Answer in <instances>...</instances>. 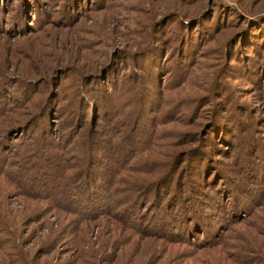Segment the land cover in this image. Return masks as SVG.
Returning <instances> with one entry per match:
<instances>
[{"label":"rangeland","instance_id":"1","mask_svg":"<svg viewBox=\"0 0 264 264\" xmlns=\"http://www.w3.org/2000/svg\"><path fill=\"white\" fill-rule=\"evenodd\" d=\"M0 264H264V0H0Z\"/></svg>","mask_w":264,"mask_h":264},{"label":"trees","instance_id":"2","mask_svg":"<svg viewBox=\"0 0 264 264\" xmlns=\"http://www.w3.org/2000/svg\"><path fill=\"white\" fill-rule=\"evenodd\" d=\"M24 23H26V21H24ZM58 161H60V160H58ZM59 163L60 164L54 162V166L57 168L56 171L58 169L61 170V169L65 168V166L62 165L61 162H59ZM45 176H46V173H45ZM162 178L163 177H161V182L164 180V178L163 179ZM165 183H166V181H165ZM165 183L163 184V186H161L158 181H155L152 184H149L147 186L142 187L144 189L140 190L141 191L140 194L144 195L145 198L146 197L147 198H150L149 195H150L151 192H153V194L154 193L158 194V192L160 191V193L161 194L162 193L165 194L164 196H166V198H167V196H169V192H168V188H166V184ZM151 186H155L157 188H154L153 189ZM90 195L91 196H98V193H91ZM138 196H140V195H138ZM138 196L135 195L131 199V203L132 204H130V207L134 210V212L136 214H138L137 212H138V210H140L142 208V206L144 207V204L142 206H140V204H137V202L135 201V199ZM103 198H104V196L103 195H100L97 199H100L102 201ZM178 198H179L178 192L172 190V192H171V198H170V201L168 203V205L170 207H166V219H163L162 221L167 224V226H166V233H170L171 235L173 234L174 236H176V238H175L176 240H183V239H181V236L176 235L177 233L175 234V232H177L176 226L179 225V224H184V223H185V226H187V225H190L191 226V225L194 224V219H195V218H193L194 214L198 218H200V216L194 210L195 206H198V205L194 203V199H193L192 195H191V198L189 199V203H191V204L190 205L188 204V202H187L188 199L186 198L182 202V204L180 205V209L172 206V205H174L175 203L178 202ZM159 199H160V195L157 198V202L159 201ZM163 200H165V198H161L160 201L157 203L158 210L161 209V206L163 204ZM167 200L168 199H166V201ZM139 202H140V200H139ZM141 212L142 211H140V214H141ZM122 214L124 215V212H122ZM191 227H186V231L191 232L193 230ZM146 229H148V228L146 227ZM182 230L185 231V228H182ZM175 239H173V241L178 242ZM201 246H204V245H201Z\"/></svg>","mask_w":264,"mask_h":264}]
</instances>
